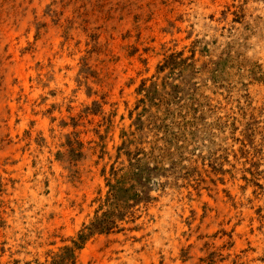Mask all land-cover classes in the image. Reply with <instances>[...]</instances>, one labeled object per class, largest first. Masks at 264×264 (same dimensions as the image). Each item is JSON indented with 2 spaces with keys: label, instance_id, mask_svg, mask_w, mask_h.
<instances>
[{
  "label": "rangeland",
  "instance_id": "obj_1",
  "mask_svg": "<svg viewBox=\"0 0 264 264\" xmlns=\"http://www.w3.org/2000/svg\"><path fill=\"white\" fill-rule=\"evenodd\" d=\"M0 264H264V0H0Z\"/></svg>",
  "mask_w": 264,
  "mask_h": 264
},
{
  "label": "bare ground",
  "instance_id": "obj_2",
  "mask_svg": "<svg viewBox=\"0 0 264 264\" xmlns=\"http://www.w3.org/2000/svg\"><path fill=\"white\" fill-rule=\"evenodd\" d=\"M14 53V52H13ZM60 56V55H59ZM57 65V64H56ZM18 66V65H17ZM53 67V66H52ZM28 68V67H27ZM58 72V71H57ZM8 77V76H7ZM23 77V76H22ZM23 79V78H22ZM25 84H26V81L24 82ZM36 83V82H35ZM10 86V85H9ZM25 87V86H24ZM3 99V98H2ZM4 101V100H3ZM11 102V101H10ZM9 102V103H10ZM16 102V101H15ZM44 131V130H43ZM47 132V131H46ZM28 166V165H27ZM57 170V169H56ZM59 173V172H58ZM59 175V174H58ZM60 176V175H59ZM63 176V175H62ZM179 177V176H178ZM58 180V179H57ZM52 183H53V181H52ZM67 184H68V182H67ZM169 185V184H168ZM190 185V184H189ZM184 188V187H183ZM185 195V194H184ZM178 196H179V194H178ZM186 196V195H185ZM171 197V196H170ZM175 197V196H174ZM181 197V196H180ZM178 199V198H177ZM118 218V217H117ZM119 245V244H118ZM129 246V245H128ZM110 252V251H109ZM112 260V259H111Z\"/></svg>",
  "mask_w": 264,
  "mask_h": 264
}]
</instances>
